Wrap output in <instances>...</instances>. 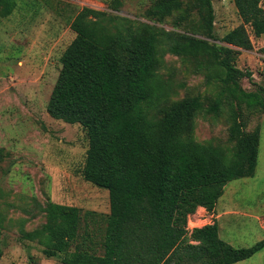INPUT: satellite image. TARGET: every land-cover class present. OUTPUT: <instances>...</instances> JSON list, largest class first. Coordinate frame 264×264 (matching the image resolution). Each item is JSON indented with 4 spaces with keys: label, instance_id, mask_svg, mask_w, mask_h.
<instances>
[{
    "label": "trees",
    "instance_id": "obj_1",
    "mask_svg": "<svg viewBox=\"0 0 264 264\" xmlns=\"http://www.w3.org/2000/svg\"><path fill=\"white\" fill-rule=\"evenodd\" d=\"M184 1L155 0L149 14L165 21L181 11ZM233 2L242 23L217 38L212 0H195L214 43L142 24L127 27L91 8L75 16L71 29L76 38L62 56L49 112L84 128L89 149L83 176L109 192L110 213L94 241V231L80 233L81 209L48 204L46 223L27 235L44 246L47 257L66 254L62 264H237L264 249V240L248 248L228 244L217 221L188 229L189 216L199 208L216 210L228 183L255 175L261 129L246 132L238 107L230 129L236 141L230 156L191 138L204 108L199 96L174 102L161 118L152 114L162 90L158 67L163 49L175 55H208L225 75L231 97L264 111V86L254 83L255 91H245L240 81L253 75L235 64L239 49H253L250 32L264 35V7L262 0ZM0 5L4 17L14 11L16 1L0 0ZM218 110L219 105L213 106ZM2 223L0 214V229Z\"/></svg>",
    "mask_w": 264,
    "mask_h": 264
},
{
    "label": "rangeland",
    "instance_id": "obj_2",
    "mask_svg": "<svg viewBox=\"0 0 264 264\" xmlns=\"http://www.w3.org/2000/svg\"><path fill=\"white\" fill-rule=\"evenodd\" d=\"M15 1L10 15H0V264H62L66 254L47 257L44 246L27 237L46 223V206L57 203L81 209L80 233L94 231V241L100 239L97 232L104 230L110 213L109 192L83 176L89 149L84 128L49 112L62 56L76 38L71 29L75 16L91 8L127 27L142 24L215 41L207 37L205 14L195 0H185L181 11L162 22L149 14L155 0ZM212 4L217 38L242 23L233 0H212ZM250 33L253 49H239L235 64L252 73V79L243 78L240 84L253 92L254 83L264 86V35ZM158 69L162 90L153 116L161 118L174 102L199 96L204 108L195 118L191 134L195 142L217 146L232 156L236 141L230 129L238 107L246 132L261 129L255 175L227 184L214 211L218 220L199 208L189 216L188 229L217 221L220 237L236 248L264 240V111L233 99L223 82L225 75L208 55H175L163 49ZM237 264H264V249Z\"/></svg>",
    "mask_w": 264,
    "mask_h": 264
},
{
    "label": "crops",
    "instance_id": "obj_3",
    "mask_svg": "<svg viewBox=\"0 0 264 264\" xmlns=\"http://www.w3.org/2000/svg\"><path fill=\"white\" fill-rule=\"evenodd\" d=\"M200 209L203 210V211H205V212H207L205 208H202V207H201ZM211 216H212L213 218H215V220H218L219 217H220V215H218V214L216 215L215 212H213V214H212Z\"/></svg>",
    "mask_w": 264,
    "mask_h": 264
}]
</instances>
